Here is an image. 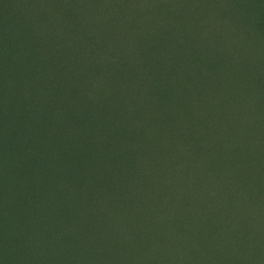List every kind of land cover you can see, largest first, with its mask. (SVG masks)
Here are the masks:
<instances>
[{"label": "rangeland", "instance_id": "obj_1", "mask_svg": "<svg viewBox=\"0 0 264 264\" xmlns=\"http://www.w3.org/2000/svg\"><path fill=\"white\" fill-rule=\"evenodd\" d=\"M149 7L157 22L134 47L123 32L112 38L128 63L107 66L101 96L69 102L32 77L39 31L0 0V264L264 260L263 229L258 239L244 230L233 257L219 242L237 236L241 208L264 213V0ZM52 125L55 146L42 136ZM168 144L182 148L185 178L165 156L138 165Z\"/></svg>", "mask_w": 264, "mask_h": 264}, {"label": "trees", "instance_id": "obj_2", "mask_svg": "<svg viewBox=\"0 0 264 264\" xmlns=\"http://www.w3.org/2000/svg\"><path fill=\"white\" fill-rule=\"evenodd\" d=\"M13 7H18L29 19L33 28L39 31V41L37 42V65L34 67L33 78L36 82L51 85V89L46 87L48 98L65 99L64 96L71 99L78 98L84 100L91 97L99 98L104 92L103 84H108L106 68L109 64L117 67L127 65L126 59L120 55L118 47L114 45L112 38H116L120 32H123L129 40V46L134 47L136 39L144 34L146 26L151 25L153 21L157 22V17L153 15V10L149 7L152 3H159L166 6L167 0H9ZM150 1L148 7L145 2ZM136 26L137 29H133ZM59 33H62L61 39H58ZM65 37V38H64ZM76 44V47L73 45ZM31 81H25V87L29 86ZM37 105H39L36 102ZM71 105V103H70ZM116 105V104H114ZM45 109L48 106L43 105ZM39 117L46 119L43 111L35 112ZM63 116L68 113L67 109L56 108ZM39 112V113H38ZM83 122L87 119L82 118ZM120 118H117V122ZM39 121V119H38ZM36 126V123H34ZM94 126L100 127V124ZM84 130L89 131L87 126ZM56 127L46 126L42 131V136L48 144H56ZM134 139V138H133ZM135 141V139H134ZM135 145V142H133ZM168 144L162 150L154 147L151 149V157L148 162H138V165H148V168L157 167L158 159L166 157L168 164L176 167L175 177L185 178L183 170L179 167L175 157L183 154L180 147L172 149ZM176 155V156H175ZM178 158V157H177ZM142 169V167H138ZM156 169V168H154ZM195 199L191 195L187 200L191 203ZM218 201V202H217ZM214 201L221 203L225 200ZM170 206H169V205ZM166 203V210H171V203ZM140 205H143L140 201ZM146 209V208H145ZM224 205L217 206V210L210 211L208 221L212 223L215 216L224 217L226 214ZM205 216V217H206ZM173 217L178 216L174 215ZM231 218V217H229ZM228 220V218H227ZM237 236H229L228 233H220L219 242L225 247L224 253L234 256L238 250V242L246 235L253 239L260 237L259 230H264V213L253 211L243 207L239 210L236 218ZM235 240L237 241L235 244ZM232 241H234L232 243ZM229 244V245H227ZM250 255L256 254L260 249L254 242L250 248ZM218 260V259H217ZM264 263L259 260L257 264Z\"/></svg>", "mask_w": 264, "mask_h": 264}]
</instances>
